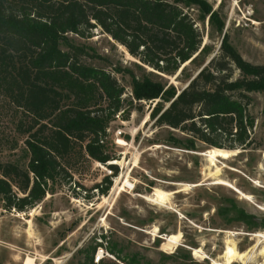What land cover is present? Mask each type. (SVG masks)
Wrapping results in <instances>:
<instances>
[{"label": "trees", "instance_id": "trees-1", "mask_svg": "<svg viewBox=\"0 0 264 264\" xmlns=\"http://www.w3.org/2000/svg\"><path fill=\"white\" fill-rule=\"evenodd\" d=\"M208 17L209 39L221 38L217 51L204 44L197 25ZM97 28L123 46L141 72L114 70L131 78L130 97L112 73L88 63L101 57L71 37L90 39ZM263 92L264 65L243 58L205 0H0V96L21 115L17 133L28 153L26 167L0 162V205L21 213L36 208L61 180L72 182L73 165L82 161L108 166L111 175L95 186L108 195L119 175L108 165L116 160L110 125L117 117L128 121L135 103L156 102L150 117L171 130L170 147L254 149L251 95ZM219 214L264 229V220L236 204ZM101 246L79 251L83 264H95ZM109 252L123 264H154L114 242Z\"/></svg>", "mask_w": 264, "mask_h": 264}, {"label": "rangeland", "instance_id": "rangeland-1", "mask_svg": "<svg viewBox=\"0 0 264 264\" xmlns=\"http://www.w3.org/2000/svg\"><path fill=\"white\" fill-rule=\"evenodd\" d=\"M205 1L220 13L225 32L243 58L264 65V0ZM190 13L197 20L198 6ZM197 25L204 44L217 51L221 38L215 34L209 39V17ZM71 37L101 57L88 63L112 73L126 88L125 97L132 96L131 78L114 72L132 69L141 75L123 46L101 28L94 29L90 39ZM169 79L178 84L176 77ZM251 97L256 146L213 164L207 147L192 153L167 145L171 130L156 127L150 117L156 102L135 103L128 121L117 117L110 125V153L116 160L108 165L117 166L119 175L109 194L95 189L111 175L108 166L82 161L73 163L72 182L61 180L36 208L21 213L0 205V264H27L28 259L33 264H83L80 252L100 243L95 264H123L109 252L113 242L154 264L222 263L229 245L243 254L233 264H264V229L248 227L232 219L233 214L230 219L219 214L236 204L258 223L264 220V92ZM19 117L0 96V162L26 167L25 139L17 133ZM119 139L127 144L119 145ZM157 190L165 195L162 204L151 200ZM171 235H181L180 241L170 243Z\"/></svg>", "mask_w": 264, "mask_h": 264}, {"label": "bare ground", "instance_id": "bare-ground-1", "mask_svg": "<svg viewBox=\"0 0 264 264\" xmlns=\"http://www.w3.org/2000/svg\"><path fill=\"white\" fill-rule=\"evenodd\" d=\"M118 143L121 146H124V145L127 144L122 139H119V142ZM237 153H238V151H226V150H220V149H210V150H208L207 155H208V158L210 159V161L213 164L219 158L220 159H229L231 156L236 155ZM151 200L154 201L155 203L162 204V203H164V201L166 200V198H165V195L161 191L157 190L156 194L154 196H152V199ZM257 236H260L261 237V235H257ZM167 239L169 240L170 243L176 244V243H178L180 241L181 235H171V236H168ZM242 256H243V254H239L236 251L235 247H231L229 245L227 247V249H226V253H225V257H224V262L219 263V262H216L214 260L213 263L214 264H233L238 259H243ZM27 264H33V261L30 260V259H28L27 260Z\"/></svg>", "mask_w": 264, "mask_h": 264}, {"label": "water", "instance_id": "water-1", "mask_svg": "<svg viewBox=\"0 0 264 264\" xmlns=\"http://www.w3.org/2000/svg\"><path fill=\"white\" fill-rule=\"evenodd\" d=\"M213 57H214V56H213ZM213 57H212V58H213ZM212 58L207 62V64H209V62L212 60ZM207 64H206V65H207ZM206 65H205V66H206ZM186 87H187V86H186ZM168 107H169V106H168Z\"/></svg>", "mask_w": 264, "mask_h": 264}, {"label": "built area", "instance_id": "built-area-1", "mask_svg": "<svg viewBox=\"0 0 264 264\" xmlns=\"http://www.w3.org/2000/svg\"><path fill=\"white\" fill-rule=\"evenodd\" d=\"M99 261V260H98Z\"/></svg>", "mask_w": 264, "mask_h": 264}]
</instances>
